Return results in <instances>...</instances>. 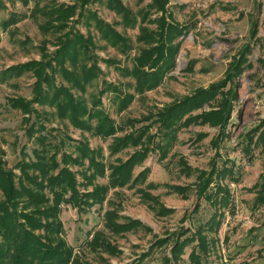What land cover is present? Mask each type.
Returning <instances> with one entry per match:
<instances>
[{"label": "rangeland", "instance_id": "rangeland-1", "mask_svg": "<svg viewBox=\"0 0 264 264\" xmlns=\"http://www.w3.org/2000/svg\"><path fill=\"white\" fill-rule=\"evenodd\" d=\"M121 1L126 15L109 0H0V168L17 194L6 205L18 217L54 207L38 218L70 264H191L193 243L180 260L171 246L215 214L207 262L264 264V0ZM160 20L183 30L167 48L181 45L152 68ZM195 102L190 118L165 119ZM138 155L112 187L113 169ZM42 156L56 167L25 187L49 199L22 201V170L39 177L29 168ZM64 171L74 187H50Z\"/></svg>", "mask_w": 264, "mask_h": 264}, {"label": "trees", "instance_id": "trees-1", "mask_svg": "<svg viewBox=\"0 0 264 264\" xmlns=\"http://www.w3.org/2000/svg\"><path fill=\"white\" fill-rule=\"evenodd\" d=\"M112 3H114V5ZM165 4L166 0H152V7L157 10H163ZM108 5V8L117 14L122 13V15H126L127 13V9H125L126 7L121 0H109ZM97 25L98 27H100L101 22L98 21ZM159 28L160 30L157 36L159 40L158 45L160 46L155 47L154 49V59L156 60V62H152V68L157 67V57L161 58L164 52L168 51V56L171 58L173 53L178 49V45H181L180 40H177L175 46L167 48L165 42L171 43V41H173L176 37H179V34L183 32L182 29L170 24L167 25L165 24L164 20H160ZM110 31L111 30L107 28L106 32L104 33H108ZM110 34H113V36L116 37V34L114 32L111 31ZM62 49L57 54V57L60 59L64 57L65 50L68 49L67 45L63 46ZM170 58L169 60H166L162 63L161 68H165V70L172 68L173 64ZM160 72H162V70H160ZM87 77H90L89 74H87ZM204 98H207V96H204ZM185 105H187V103H185ZM185 105H181L179 107L180 109L174 110V114H167L165 116V119L168 118L169 115H171L170 119H174L173 117H175L177 120L180 119L181 116H184L182 120L188 119L190 118L189 112L200 109L201 103L198 104L197 102H195L194 104H188L187 106ZM223 106L224 108H227L224 113V118L228 117L226 119H232V114L235 106H229L228 104H225ZM228 107H230V110H228ZM207 115L210 114H204V116ZM255 127L252 129H255ZM141 157L142 155H138L133 159L131 158L125 164L114 168L113 173L109 179V183L111 184V186L114 188H122L126 186L132 176L131 171L133 170L134 165L136 164V162L140 161ZM87 159L90 160L89 158ZM55 167L56 163L52 162V160H48V158L45 159L44 156H42V158H40V163L32 164L29 168L31 172L38 171L39 177L32 176L31 174L29 175L30 172L22 170V178H20V180L18 181V185L21 188V191L18 193V195L24 197V200L22 201L36 202L38 204L46 203L48 201L49 198L47 196H43L42 194L37 193L34 195L33 192L29 190V188L25 187V182L35 187H37L38 183V189H41L40 185H42V183L39 184V178H42L43 174L49 176L50 172L48 169ZM98 169V171H101L100 173H102V168ZM64 172L50 177V187H53L54 185H59L60 187H62V183H68L70 181L73 182L70 188L74 187V179H72L70 173H68L67 171ZM51 173L53 174V172ZM10 177L12 176L9 171H3L0 168V264H70L71 250L64 248L63 242L56 241L53 239V237L49 236L57 234L59 230L54 229V224H44L40 220V218H38H52L55 214H50L49 209H54V207H51L49 209L44 208L43 210H35L36 212H38V217L30 214H24L22 217H18L19 213L12 209L11 206L6 205V202L10 203V199H14L17 195L12 192L13 184H10ZM74 193L75 194L72 197L73 200L75 199V197H79L76 191H74ZM62 195L63 194L58 193L54 195L53 198H51L53 199L52 204L59 205L61 203L60 201L63 200ZM12 202H14V200H12ZM26 208H28V206H25L22 209L25 210ZM16 216L18 219L25 220V223L23 225L18 224L19 220L15 218ZM107 225L110 227V224ZM112 225L116 232L120 231V228L117 227L119 225H117L116 223H113ZM219 225L220 220H218L217 215L215 214L212 215L211 218L206 222V224L199 229V232L197 234H199L200 236H198L197 238L196 236L191 235L186 237L187 232L180 234V236H176V239L173 242V246H171V254L173 258L176 260H180V256L184 255L185 248L193 243L192 245L194 249H192L191 253L188 256L191 264H213L209 261L207 262L206 260V251L208 245L207 241L201 235H203V233L205 232H215L216 229H218ZM33 231L44 232L46 234L45 240H43L42 236L34 235ZM94 245L95 248L99 246L98 242H96V244L94 243ZM143 262L144 260L139 259L131 264H142Z\"/></svg>", "mask_w": 264, "mask_h": 264}]
</instances>
